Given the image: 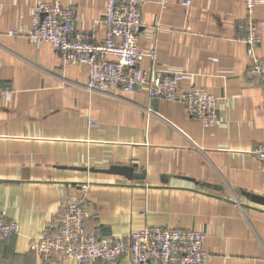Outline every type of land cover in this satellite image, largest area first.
<instances>
[{
    "label": "crops",
    "instance_id": "obj_1",
    "mask_svg": "<svg viewBox=\"0 0 264 264\" xmlns=\"http://www.w3.org/2000/svg\"><path fill=\"white\" fill-rule=\"evenodd\" d=\"M37 1L0 0V83L10 88L0 97V214L19 225L0 241V264H42L38 238L75 198L87 233L126 238L146 227H178L205 233L208 264H264V162L252 155L264 144V90L248 72L239 30L244 1L141 6L139 46L155 48L156 60L144 56L138 66L181 71L182 90L212 92L220 122L211 127L182 103L145 91L91 92L86 65H64L52 44L8 35L31 27ZM62 2L76 8L77 27L92 43L104 42L108 0ZM254 16L264 58V0ZM112 166L145 177L103 172Z\"/></svg>",
    "mask_w": 264,
    "mask_h": 264
},
{
    "label": "built area",
    "instance_id": "obj_2",
    "mask_svg": "<svg viewBox=\"0 0 264 264\" xmlns=\"http://www.w3.org/2000/svg\"><path fill=\"white\" fill-rule=\"evenodd\" d=\"M245 17L239 30L250 59L248 72L258 78L264 90V58L258 55L262 44L261 23L254 13L260 0H243ZM189 6L190 0H182ZM143 0H108L104 18L105 40L94 44L88 34L77 27L76 8L62 0H38L33 8L32 25L27 30H10V36H25L33 44L48 42L62 54L64 65H86L89 71L87 88L91 92L117 95L145 91L152 99L180 102L186 112L198 118L204 127L220 122L219 103L207 89L182 90L184 74L177 70L153 67L146 73L138 61L147 56L156 60L155 48L139 46L141 6ZM10 88L0 83V97ZM252 155L264 162V144L254 148ZM81 190L87 193L88 184ZM86 211L78 199L65 202L58 226H51L38 238L42 264H64L67 260L86 263L99 260L115 263L128 258L131 264H208L212 254L204 248V232L178 227H146L126 238L98 236L86 231ZM17 221L0 214V241L18 233Z\"/></svg>",
    "mask_w": 264,
    "mask_h": 264
},
{
    "label": "water",
    "instance_id": "obj_3",
    "mask_svg": "<svg viewBox=\"0 0 264 264\" xmlns=\"http://www.w3.org/2000/svg\"><path fill=\"white\" fill-rule=\"evenodd\" d=\"M103 172L106 173H113V174H118L121 176L126 177L129 180H134V179H144L145 173H136L134 168L131 166H112L108 170H103ZM252 200L256 199L259 200L258 196H251L250 197Z\"/></svg>",
    "mask_w": 264,
    "mask_h": 264
},
{
    "label": "rangeland",
    "instance_id": "obj_4",
    "mask_svg": "<svg viewBox=\"0 0 264 264\" xmlns=\"http://www.w3.org/2000/svg\"><path fill=\"white\" fill-rule=\"evenodd\" d=\"M55 226V225H57L58 226V224H51L48 228H50L51 226ZM5 240H7V239H5ZM1 241H4V240H1ZM78 264V263H77Z\"/></svg>",
    "mask_w": 264,
    "mask_h": 264
}]
</instances>
